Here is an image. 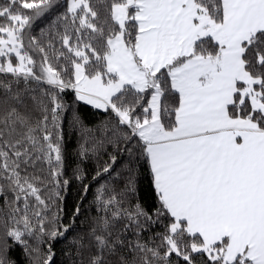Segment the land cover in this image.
<instances>
[{
	"label": "snow or ice",
	"instance_id": "obj_1",
	"mask_svg": "<svg viewBox=\"0 0 264 264\" xmlns=\"http://www.w3.org/2000/svg\"><path fill=\"white\" fill-rule=\"evenodd\" d=\"M80 104L106 119L69 177ZM70 232L71 264H264V0L0 3V264H57Z\"/></svg>",
	"mask_w": 264,
	"mask_h": 264
},
{
	"label": "trees",
	"instance_id": "obj_2",
	"mask_svg": "<svg viewBox=\"0 0 264 264\" xmlns=\"http://www.w3.org/2000/svg\"><path fill=\"white\" fill-rule=\"evenodd\" d=\"M5 0H0V3H4ZM48 20H38L36 21L33 29V34H39L40 28H43L47 25ZM65 99L71 103L72 95L69 93L65 96ZM76 111L79 113L80 117L82 118V126L81 127H74L69 125V120L72 116V111L66 114L64 119V142H65V152H66V175L71 177L73 168L75 167L76 163L78 162V157L76 155V151L78 149L79 144L84 143L85 139L91 142L93 138H99L101 136V131L99 130V125L101 121L106 119L105 114L98 111L91 109L90 106L86 105H78ZM87 129H91L92 131H87ZM112 149L111 147L108 148L110 152ZM102 160H107V155H103L102 153ZM87 171V179L84 183L90 184V189L87 193L86 199L83 201L84 205V212L85 215H95V208L91 206V202L93 200L94 193L98 186L96 181L92 180V176L95 174L96 169V162L92 159H89L86 163L82 165ZM41 176H45L46 172L38 173ZM83 194V189L78 182L75 180L72 181L70 187L65 191L62 192V196L64 197L63 201H57V204L53 206L52 211H56L57 207L62 204L64 208L65 215L71 213L73 208L75 207L76 202L80 199V195ZM141 197V202L147 205L154 204V197L152 196L148 181L144 180L141 183V192L139 193ZM83 219V217H81ZM67 223V219L64 221ZM155 231V229L153 230ZM145 238L148 236V233H144ZM73 239V233L70 232L67 234L66 238H61L55 243V251H56V260L57 264H71V240ZM10 258L16 261V264H29L28 258L24 255L22 249L19 247L14 248L10 253Z\"/></svg>",
	"mask_w": 264,
	"mask_h": 264
}]
</instances>
